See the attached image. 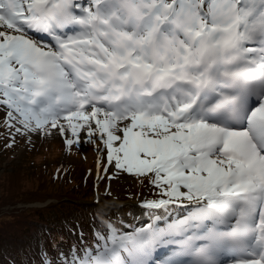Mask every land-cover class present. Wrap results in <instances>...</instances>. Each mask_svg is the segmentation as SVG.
Returning a JSON list of instances; mask_svg holds the SVG:
<instances>
[{
	"label": "snow or ice",
	"instance_id": "snow-or-ice-1",
	"mask_svg": "<svg viewBox=\"0 0 264 264\" xmlns=\"http://www.w3.org/2000/svg\"><path fill=\"white\" fill-rule=\"evenodd\" d=\"M0 106L187 209L57 264H264V0H0Z\"/></svg>",
	"mask_w": 264,
	"mask_h": 264
},
{
	"label": "rangeland",
	"instance_id": "rangeland-1",
	"mask_svg": "<svg viewBox=\"0 0 264 264\" xmlns=\"http://www.w3.org/2000/svg\"><path fill=\"white\" fill-rule=\"evenodd\" d=\"M5 119L6 109L0 106V203L14 197L17 190L39 191L36 188L40 185L48 188L46 186L48 180L44 181L45 177H41L37 169L45 165L50 169L55 166L68 169L69 175L73 178L86 177L92 184L93 199L77 200V203L90 211L85 223L70 220L64 222L65 224L59 223L57 226L41 229L30 248L26 250H16L15 246L4 248L0 253V264H42L45 255L53 264H57L61 253L68 254L73 248L82 252L84 248L96 247L97 236L107 235L109 226L115 227L121 233H131L153 224L165 226L186 214V208L171 206L158 212L153 211L157 209L142 207L145 201L159 198V189L152 185L147 177L141 179L117 170L115 161L109 164L107 149L96 137L93 138L96 140L95 143H86V133L81 131L80 145L74 144L69 150L56 130H53L52 136H42L39 133L20 135L15 132V128L11 130L6 128ZM65 135L71 138L70 132ZM22 196V199H27V196ZM54 202L56 201L51 197L44 201L24 203L17 201L13 206L8 204L2 206L0 216L13 211L19 212L24 208L44 207ZM130 225H133V228ZM2 226L3 223L0 222V228ZM8 230L12 231L9 228ZM89 234L91 243L87 240ZM39 239L43 242L41 247H45L44 250L38 243ZM166 251L167 249H162L156 255L165 254Z\"/></svg>",
	"mask_w": 264,
	"mask_h": 264
},
{
	"label": "trees",
	"instance_id": "trees-1",
	"mask_svg": "<svg viewBox=\"0 0 264 264\" xmlns=\"http://www.w3.org/2000/svg\"><path fill=\"white\" fill-rule=\"evenodd\" d=\"M37 169L40 171L39 175L45 177L44 181L48 180L46 185L48 188L40 185L36 188L39 191L22 192L17 190L14 197L5 199L3 203H0V209L7 204L13 206L17 201L22 203L34 202L35 200L44 201L47 197H51L56 202L49 203L44 207L24 208L19 212L13 211L9 214H2L0 216V222L3 223L2 228H0V253L4 248L14 246L17 248L16 250H26L32 246L41 229L57 226L59 223H67L70 220L85 223L86 216L90 213L86 207L77 203V200L80 199H90L91 201L93 199L92 184L86 180V177L73 178L69 175L68 169L64 170V168L57 166L50 169L49 166L45 165ZM141 179L143 178L141 177ZM42 190L44 191L42 192ZM22 195L27 196V199H22ZM88 237L87 240L91 243V235L89 234ZM38 243L40 247L43 244L41 239ZM41 249L44 250L45 247H41Z\"/></svg>",
	"mask_w": 264,
	"mask_h": 264
},
{
	"label": "bare ground",
	"instance_id": "bare-ground-1",
	"mask_svg": "<svg viewBox=\"0 0 264 264\" xmlns=\"http://www.w3.org/2000/svg\"><path fill=\"white\" fill-rule=\"evenodd\" d=\"M145 210L147 211V209H145ZM163 210H165V209L161 208V209H157V210H153V211H158V212H160V211H163ZM148 211H149V210H148ZM153 211H152V212H153ZM142 218H143L142 220L144 221V217H142ZM149 219H150V218H149ZM151 219L153 220L154 217H152ZM132 226H133V225H130V227H132ZM132 228H133V227H132ZM154 254H156V253H154ZM167 258H168V257L165 256V259H167Z\"/></svg>",
	"mask_w": 264,
	"mask_h": 264
}]
</instances>
